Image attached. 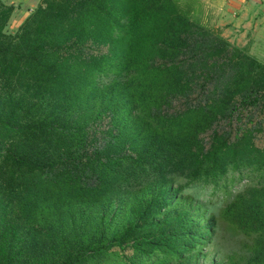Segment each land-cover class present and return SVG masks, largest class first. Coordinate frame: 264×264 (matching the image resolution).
<instances>
[{"label": "trees", "instance_id": "trees-1", "mask_svg": "<svg viewBox=\"0 0 264 264\" xmlns=\"http://www.w3.org/2000/svg\"><path fill=\"white\" fill-rule=\"evenodd\" d=\"M10 10L0 264H190L220 224L245 253L210 264H264V64L178 0H39L15 35Z\"/></svg>", "mask_w": 264, "mask_h": 264}, {"label": "rangeland", "instance_id": "rangeland-1", "mask_svg": "<svg viewBox=\"0 0 264 264\" xmlns=\"http://www.w3.org/2000/svg\"><path fill=\"white\" fill-rule=\"evenodd\" d=\"M178 2L180 3V6L188 12L189 17L192 20L211 29L212 31L220 33L221 35V31L219 29L220 24H218V16L214 11L216 8V0H178ZM0 3L4 6H10L11 9L8 18L2 27V32L7 35H15L24 19L36 8L39 0H0ZM240 48L248 53L245 47ZM260 62L263 63L262 61ZM255 143L257 145L264 144V132L255 137ZM247 181L248 180L245 179L234 180L232 183H229L230 181H228L226 190L230 193H234L235 191L241 189L245 183L247 184ZM220 184H222V182ZM191 192L195 197L200 199L198 200L199 203L203 204L208 210L213 211L214 213H217L218 208L222 206V198L225 195L223 187L217 189L213 193H210V190L207 188L198 186H191L185 190V193ZM244 242V237L233 231L227 225H217L216 233L213 236L211 244L207 248L203 249L205 256L203 258L199 257L196 260H192V262H195L196 264H210L212 261L219 262V260H223L225 254H244ZM192 262L190 261V264H192Z\"/></svg>", "mask_w": 264, "mask_h": 264}, {"label": "crops", "instance_id": "crops-1", "mask_svg": "<svg viewBox=\"0 0 264 264\" xmlns=\"http://www.w3.org/2000/svg\"><path fill=\"white\" fill-rule=\"evenodd\" d=\"M216 1L221 36L264 63V0Z\"/></svg>", "mask_w": 264, "mask_h": 264}]
</instances>
